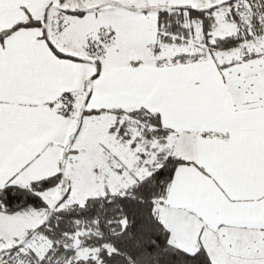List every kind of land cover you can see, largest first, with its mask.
Instances as JSON below:
<instances>
[{"label": "snow or ice", "instance_id": "1", "mask_svg": "<svg viewBox=\"0 0 264 264\" xmlns=\"http://www.w3.org/2000/svg\"><path fill=\"white\" fill-rule=\"evenodd\" d=\"M0 264H264V0H0Z\"/></svg>", "mask_w": 264, "mask_h": 264}]
</instances>
